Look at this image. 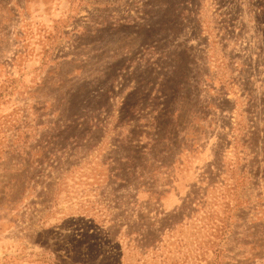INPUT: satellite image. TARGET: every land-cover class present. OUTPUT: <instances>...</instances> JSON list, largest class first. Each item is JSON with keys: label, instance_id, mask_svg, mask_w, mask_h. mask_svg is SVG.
Returning <instances> with one entry per match:
<instances>
[{"label": "rangeland", "instance_id": "374dc122", "mask_svg": "<svg viewBox=\"0 0 264 264\" xmlns=\"http://www.w3.org/2000/svg\"><path fill=\"white\" fill-rule=\"evenodd\" d=\"M0 264H264V0H0Z\"/></svg>", "mask_w": 264, "mask_h": 264}]
</instances>
